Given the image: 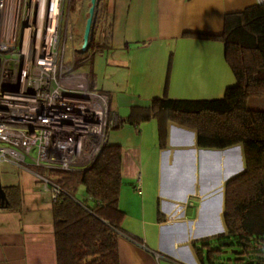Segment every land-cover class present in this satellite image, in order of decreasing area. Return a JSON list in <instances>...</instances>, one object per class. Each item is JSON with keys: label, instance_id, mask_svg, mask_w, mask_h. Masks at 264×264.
Segmentation results:
<instances>
[{"label": "crops", "instance_id": "crops-1", "mask_svg": "<svg viewBox=\"0 0 264 264\" xmlns=\"http://www.w3.org/2000/svg\"><path fill=\"white\" fill-rule=\"evenodd\" d=\"M255 1L113 0L110 4L112 34L117 24L126 36L142 41L174 38L171 44L151 47L150 56L132 57L127 76L115 74L117 68H128L129 61L102 51L99 54L106 55L111 66L109 77L100 86L94 82L97 77L91 79L95 88L108 94L109 108L117 118L107 132V142L118 144L122 151L119 205L125 211L123 227L133 237L119 238L121 264H202L205 247L201 250L196 242L222 230L218 223H223V185L243 166L242 146L201 148L188 127L156 118L133 123L129 114L134 106L162 96H222L234 82L224 44L195 33L220 34L226 12ZM136 48L147 52L150 45ZM165 56L168 66L172 58L176 63L152 76L150 66ZM161 127L166 133L164 145ZM10 165L18 174L21 167ZM219 168L225 170L222 179H218ZM33 176L26 181L27 188H22L18 209L0 208V264L58 263L51 208L54 196L48 185ZM11 183L22 187L19 180Z\"/></svg>", "mask_w": 264, "mask_h": 264}, {"label": "trees", "instance_id": "trees-1", "mask_svg": "<svg viewBox=\"0 0 264 264\" xmlns=\"http://www.w3.org/2000/svg\"><path fill=\"white\" fill-rule=\"evenodd\" d=\"M195 34L223 42L234 82L220 97L154 98L134 106L129 120L156 118L188 127L201 148L242 146V169L223 185L224 230L195 245L205 247L202 264H264V107L250 104L251 97L264 96V2L226 12L220 34ZM165 135L161 127L163 145ZM121 158L120 146L106 142L87 168L33 167L63 189L51 203L57 264H121L119 238H133L119 205ZM5 191L7 209H18L22 187L5 184Z\"/></svg>", "mask_w": 264, "mask_h": 264}, {"label": "built area", "instance_id": "built-area-1", "mask_svg": "<svg viewBox=\"0 0 264 264\" xmlns=\"http://www.w3.org/2000/svg\"><path fill=\"white\" fill-rule=\"evenodd\" d=\"M60 12L61 0H0V162L83 169L117 121L82 61L59 60ZM33 172L54 197L63 190Z\"/></svg>", "mask_w": 264, "mask_h": 264}, {"label": "rangeland", "instance_id": "rangeland-1", "mask_svg": "<svg viewBox=\"0 0 264 264\" xmlns=\"http://www.w3.org/2000/svg\"><path fill=\"white\" fill-rule=\"evenodd\" d=\"M111 3H113V0H99L97 4V11L95 14L93 37L91 39V43L88 46V49L85 52H82L80 51V48L83 43V31L86 19L88 17V9L91 4L90 0H61V16L59 19L60 30L57 39L59 60H62V63L65 65H70L73 62L76 64L78 61H82L81 63L86 68H88L87 71L90 74V81L91 79H95L93 78V76L97 77L96 81L94 80V82L98 86H100V83L102 81L104 82L106 77H109L107 70L109 67H111L106 61V55L99 54L102 53V51L104 53L107 52L109 55H112L113 58L129 61L128 68H117V74H115V76H119V71V73L122 72L125 76H127L129 75L131 69L130 67L133 65L132 57H140L145 55L150 56L152 54L151 47L156 45L171 44L174 39L172 37H162L158 38L155 41H150L151 43L148 41H142L138 37H132L130 35L126 36L125 31L119 29L117 24L112 34L113 21L112 10L110 6ZM106 41L108 42L107 44H109V46L105 45ZM128 45L130 46V49H125L124 46ZM142 45H150L149 50L146 52V50L144 49L145 47L143 49L137 50L136 47ZM94 57H96V61L98 63L95 64L94 72H92L91 65L93 63ZM161 57H158V59H156L155 61V64L150 66V73H152V76H156L159 73V70H165V68L171 66L172 63H176V59L172 58L168 66L166 56L164 57L165 60H162ZM250 104L252 106L264 107V96L251 97ZM113 116L116 119L115 114H113ZM26 168L28 169L27 166H24L17 174L15 171L16 169H14L13 166L6 163L0 164V177L2 183H11L13 179H15L16 181L19 180V182H22V188L25 190L27 188L26 181L33 180V174L35 175L33 169H30L29 171ZM31 171L33 174L31 173ZM224 174L225 170L223 168H219L217 171L218 179H222L224 177ZM82 191L83 187H78L76 196L80 198L82 195ZM218 224L220 225L221 229L224 228L223 223L220 222Z\"/></svg>", "mask_w": 264, "mask_h": 264}, {"label": "water", "instance_id": "water-1", "mask_svg": "<svg viewBox=\"0 0 264 264\" xmlns=\"http://www.w3.org/2000/svg\"><path fill=\"white\" fill-rule=\"evenodd\" d=\"M98 2H99V0H90L91 4H90L89 9H88V17L86 19L85 27H84V31H83V43H82L81 48H80V51H82V52H85L88 49V46L91 43V39L93 37V30H94V25H95V14H96ZM263 2H264V0H262V1L256 0L255 1V3H263ZM4 83L6 85L7 81H5ZM64 119H65V121H68L66 117H64ZM231 147L232 148H238L239 144L235 145V146H231ZM87 167H89V166H86L84 168H87ZM8 205H9V200H8L7 195H6L5 184L2 183L1 177H0V208H6ZM222 231H223V229L220 232H222Z\"/></svg>", "mask_w": 264, "mask_h": 264}, {"label": "flooded vegetation", "instance_id": "flooded-vegetation-1", "mask_svg": "<svg viewBox=\"0 0 264 264\" xmlns=\"http://www.w3.org/2000/svg\"><path fill=\"white\" fill-rule=\"evenodd\" d=\"M97 11V10H96ZM100 14H104V13H100ZM2 163H6V164H9L10 165V163L11 164H13V165H15L14 163H12V161H3V162H0V164H2ZM15 167H17L16 165H15ZM22 168V167H21Z\"/></svg>", "mask_w": 264, "mask_h": 264}]
</instances>
